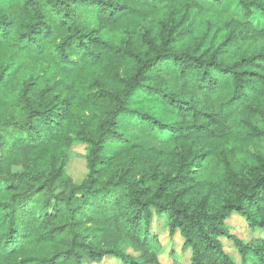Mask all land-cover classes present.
I'll list each match as a JSON object with an SVG mask.
<instances>
[{"label": "clouds", "instance_id": "clouds-1", "mask_svg": "<svg viewBox=\"0 0 264 264\" xmlns=\"http://www.w3.org/2000/svg\"><path fill=\"white\" fill-rule=\"evenodd\" d=\"M256 53L264 0H0V264H152L161 218L183 264H264L260 227L227 260L194 227L264 220Z\"/></svg>", "mask_w": 264, "mask_h": 264}, {"label": "trees", "instance_id": "trees-1", "mask_svg": "<svg viewBox=\"0 0 264 264\" xmlns=\"http://www.w3.org/2000/svg\"><path fill=\"white\" fill-rule=\"evenodd\" d=\"M213 2L218 6L220 3V0H213ZM175 39V38H173ZM257 57L264 56V53H256ZM32 72L31 66L26 67L23 69V72L21 75H28ZM8 81H4L2 77H0V87L8 88L9 87ZM255 187V186H254ZM253 195H255L253 193ZM31 198L30 195L28 197ZM261 200H264V198L258 197L257 200H253L252 196L248 197L249 205L248 206H255V211L257 213L264 211V203L260 202ZM233 215H237L238 217L242 218L246 225L253 230L254 227H260L261 232L259 237H255V239L260 242L264 243V220L257 221L253 218V214L248 211L246 206H226L224 210H222L220 213L215 215L212 218V222L208 226V232L211 233V237H209L204 231L203 226L199 223L194 225L196 229V234L198 238H201L202 242L205 244V248L207 250H211L215 253H218L223 259L227 260L228 257L225 255V250L223 248L222 238L230 240L234 246L239 244V237H237L235 234L231 233L230 225L227 223V220L232 217ZM165 221V220H164ZM175 223V222H173ZM165 225L168 228V231L170 234H173L177 232L174 227L167 224L165 222ZM191 230V229H189ZM181 238L183 239V246L187 247V242L185 240L186 233L181 230L178 232ZM151 246L153 248L152 253V264H163L159 260V252L161 250V243L155 234L151 239ZM174 257V256H173ZM106 257L101 254L97 253L94 257V259L97 261V263H100L103 261ZM171 264H177L176 259L174 257L173 262Z\"/></svg>", "mask_w": 264, "mask_h": 264}, {"label": "rangeland", "instance_id": "rangeland-1", "mask_svg": "<svg viewBox=\"0 0 264 264\" xmlns=\"http://www.w3.org/2000/svg\"><path fill=\"white\" fill-rule=\"evenodd\" d=\"M70 150L74 153L71 159V172L73 176H76L79 175L80 171L82 170L84 163L82 157L84 155L85 149L83 147H73ZM227 223L230 225L231 233L235 234L237 237L249 234L252 231L246 225L245 221L237 215L230 217L227 220ZM151 227L152 226L150 225V228ZM154 229L155 234L161 243V250L158 255L159 260L163 264H171L175 257L177 264H183L184 258L188 255V249L187 247L183 246V239L179 233L175 232L170 234L163 218L159 219L158 223L154 226ZM259 236L260 234H258L256 237ZM221 240L225 252L234 247V244L230 240L225 238H222ZM103 261L97 264H103Z\"/></svg>", "mask_w": 264, "mask_h": 264}]
</instances>
